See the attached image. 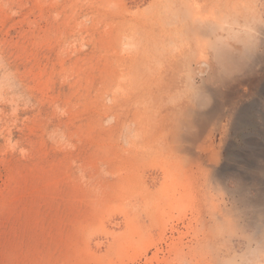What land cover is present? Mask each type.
Masks as SVG:
<instances>
[{
  "label": "bare ground",
  "instance_id": "1",
  "mask_svg": "<svg viewBox=\"0 0 264 264\" xmlns=\"http://www.w3.org/2000/svg\"><path fill=\"white\" fill-rule=\"evenodd\" d=\"M99 11L85 118L102 219L123 237H140L133 224L154 237L186 205L197 239L211 241L236 233L238 210L262 220L264 165L245 174L232 157L238 133L264 146L241 117L259 88L264 134V0H99Z\"/></svg>",
  "mask_w": 264,
  "mask_h": 264
},
{
  "label": "rangeland",
  "instance_id": "2",
  "mask_svg": "<svg viewBox=\"0 0 264 264\" xmlns=\"http://www.w3.org/2000/svg\"><path fill=\"white\" fill-rule=\"evenodd\" d=\"M99 17V0H0V264H264V205L262 220L238 210L237 234L212 241L197 239L204 229L186 205L150 228L154 237L137 224L129 231L139 238L123 237L102 219L87 141L95 132L85 118V66L95 62ZM254 96L243 132L264 141L259 88ZM235 139L236 171L264 165L259 141ZM179 232L181 240L170 238Z\"/></svg>",
  "mask_w": 264,
  "mask_h": 264
}]
</instances>
